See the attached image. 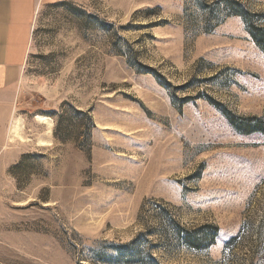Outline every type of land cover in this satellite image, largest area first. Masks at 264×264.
<instances>
[{
  "label": "rangeland",
  "instance_id": "374dc122",
  "mask_svg": "<svg viewBox=\"0 0 264 264\" xmlns=\"http://www.w3.org/2000/svg\"><path fill=\"white\" fill-rule=\"evenodd\" d=\"M238 5L264 27V0L39 8L0 145V264H264V50Z\"/></svg>",
  "mask_w": 264,
  "mask_h": 264
},
{
  "label": "crops",
  "instance_id": "0c3cea01",
  "mask_svg": "<svg viewBox=\"0 0 264 264\" xmlns=\"http://www.w3.org/2000/svg\"><path fill=\"white\" fill-rule=\"evenodd\" d=\"M57 0H0V145L4 143L16 82L27 62L31 32L42 5Z\"/></svg>",
  "mask_w": 264,
  "mask_h": 264
},
{
  "label": "trees",
  "instance_id": "16d2710c",
  "mask_svg": "<svg viewBox=\"0 0 264 264\" xmlns=\"http://www.w3.org/2000/svg\"><path fill=\"white\" fill-rule=\"evenodd\" d=\"M240 5H238L239 7ZM238 9L239 11H233V14H237L243 18V20L247 24V29L249 32V35L253 39V41L258 45L261 46L264 50V27L261 26L260 23H257L256 21H253L252 18L254 17L253 14H249L248 12L243 10V8L240 6ZM242 133H249V130H243ZM187 246L189 247H198L194 242L191 240L183 239L182 240Z\"/></svg>",
  "mask_w": 264,
  "mask_h": 264
},
{
  "label": "bare ground",
  "instance_id": "6f19581e",
  "mask_svg": "<svg viewBox=\"0 0 264 264\" xmlns=\"http://www.w3.org/2000/svg\"><path fill=\"white\" fill-rule=\"evenodd\" d=\"M39 121L41 122H45L48 126L51 125L50 119L48 117L45 116H40L37 115L36 117ZM51 127V126H50ZM19 129H20V122L19 121H15L14 124L12 125L11 129H10V133L12 136H20L19 135ZM49 129V128H48ZM50 130V129H49ZM48 130V132H49ZM21 138V137H20ZM41 144H44V142H42Z\"/></svg>",
  "mask_w": 264,
  "mask_h": 264
}]
</instances>
